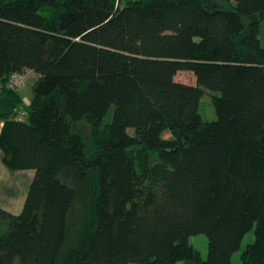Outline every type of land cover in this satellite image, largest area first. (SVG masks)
Returning <instances> with one entry per match:
<instances>
[{
	"label": "trees",
	"instance_id": "obj_1",
	"mask_svg": "<svg viewBox=\"0 0 264 264\" xmlns=\"http://www.w3.org/2000/svg\"><path fill=\"white\" fill-rule=\"evenodd\" d=\"M0 120V264H264V0H0Z\"/></svg>",
	"mask_w": 264,
	"mask_h": 264
},
{
	"label": "rangeland",
	"instance_id": "obj_2",
	"mask_svg": "<svg viewBox=\"0 0 264 264\" xmlns=\"http://www.w3.org/2000/svg\"><path fill=\"white\" fill-rule=\"evenodd\" d=\"M229 1H233V0H229ZM23 75V82L18 85L16 88L20 91V94L23 96V94H28L29 93V87H30V83L32 82V80L36 77L35 73L33 71L30 72H24L22 73ZM175 79L179 80V81H183L186 83H194L195 82V78L194 75L187 70H180L178 72H176L175 74ZM204 94L202 95V97L200 98L199 101V112L202 115V117L206 120H213L215 119V112H214V108L211 104V97H210V91L207 89H204ZM25 103L23 101L22 103V107H24ZM112 111H113V106L110 107L107 115L104 117L103 119V123L109 121L111 119V115H112ZM24 117V113L20 114V118ZM77 126L79 129L83 130V131H88L89 130V126L88 124L84 121L81 120L77 123ZM129 131L131 133H136V134H142V130H134V129H129ZM165 137H169V133L165 132L164 133ZM254 238V226H252L243 236L241 243H240V247L235 250L232 255H231V259H230V264H239L240 262V253L243 250V248L245 247V245L249 242H251ZM189 242L200 252V255L204 258L206 256V252H207V237L205 234L203 233H197L194 235H190L189 236ZM176 264H190L188 262H183V261H178Z\"/></svg>",
	"mask_w": 264,
	"mask_h": 264
},
{
	"label": "crops",
	"instance_id": "obj_3",
	"mask_svg": "<svg viewBox=\"0 0 264 264\" xmlns=\"http://www.w3.org/2000/svg\"><path fill=\"white\" fill-rule=\"evenodd\" d=\"M32 70L27 69L26 72ZM37 76V75H35ZM32 83V82H31ZM31 83L29 93L23 94L22 101L25 105L31 96ZM20 92V91H19ZM20 109L17 113L20 116ZM3 121L0 120V131ZM34 168L13 169L8 167L3 161V152L0 148V208L17 214L21 211L29 184L34 175Z\"/></svg>",
	"mask_w": 264,
	"mask_h": 264
},
{
	"label": "built area",
	"instance_id": "obj_4",
	"mask_svg": "<svg viewBox=\"0 0 264 264\" xmlns=\"http://www.w3.org/2000/svg\"><path fill=\"white\" fill-rule=\"evenodd\" d=\"M23 80H24V78H23V75L21 73H12L9 76L7 84L9 87H17L18 85H20L23 82ZM20 113H24V111L22 110ZM18 118H20V116H18Z\"/></svg>",
	"mask_w": 264,
	"mask_h": 264
}]
</instances>
